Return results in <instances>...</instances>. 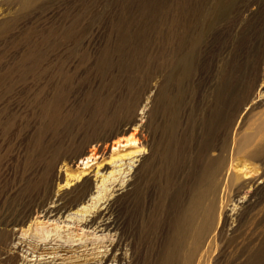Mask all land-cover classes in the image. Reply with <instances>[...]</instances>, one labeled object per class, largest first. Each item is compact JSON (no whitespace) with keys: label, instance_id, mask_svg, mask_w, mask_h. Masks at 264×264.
<instances>
[{"label":"rangeland","instance_id":"obj_1","mask_svg":"<svg viewBox=\"0 0 264 264\" xmlns=\"http://www.w3.org/2000/svg\"><path fill=\"white\" fill-rule=\"evenodd\" d=\"M217 1L0 0V264H59L110 249L106 231L83 222L110 200L118 234L156 264L178 210L203 173L210 183L217 164L208 163L220 158L229 223L262 244L264 151L255 152L264 149V0H233L221 22ZM129 138L136 141L120 154L138 152L109 148L79 179H62L53 195L65 191L69 209L34 213L23 225L34 230L12 238L8 221L43 198L55 161L76 174L69 160L81 149ZM244 165L259 188L239 187ZM84 176L92 189L77 202ZM249 200L257 206L242 208ZM81 235L71 250L59 247ZM21 241L17 258H4ZM215 260L232 264L230 248Z\"/></svg>","mask_w":264,"mask_h":264},{"label":"bare ground","instance_id":"obj_2","mask_svg":"<svg viewBox=\"0 0 264 264\" xmlns=\"http://www.w3.org/2000/svg\"><path fill=\"white\" fill-rule=\"evenodd\" d=\"M217 2L218 3H216V9L215 7H213L214 4L212 6L215 9L213 12V19L217 20L219 18L220 20V17L226 14V12L230 11L229 5L233 3V0H219ZM211 10L213 11L212 8ZM211 15L212 13H210V16ZM209 19L210 18H208V20ZM222 22L224 21L222 20ZM210 27L211 26H209V28ZM126 130L127 128L122 129V131ZM248 136L245 137V142L250 140V137ZM135 141L136 139L130 138L126 139L125 141L115 139L112 140L109 145L108 143H106L103 146L95 145L90 149H81L78 154H76L69 160L70 165L75 164L76 167L80 168V171L76 174H69L67 169L64 170L65 174H63V171H61V169L67 165V162H64L60 165V160L55 161L49 173L47 190L43 194L44 196L42 195L43 198L35 202L34 204H32V202L35 201V199L28 200L26 203H24L25 206L18 207V210L14 212L12 218L8 221L7 224H11L13 227L12 229H10L12 238L14 239L17 237H21V235L25 236L34 230L33 224H29L27 228L23 227V225L28 220H30V218H32L34 213L48 216L61 213L63 214L65 211H67V209H69L73 202H70L65 198V191L57 190L53 195L55 185L60 184L62 179H65V186L68 185L73 179H79V177L84 174L85 169L91 167V162L96 160L98 157H104L105 153L107 151L109 152V148L112 152L120 155L121 157L133 154L134 152H138V150H132L120 154L121 148L128 147L131 142L134 143ZM261 147L264 148V146ZM261 150L264 151V149L260 148L259 151L255 149L251 152L257 151L255 152V156H257V154L259 155L261 153ZM213 162L216 163L217 166L215 164H212ZM211 164L212 166H210ZM208 165L211 167H209V169H211V173L209 176H207V178L210 180V183H208V180L202 181L203 179H206L205 173H203L200 180L192 188L185 205H183V207L181 206L180 210H178L175 223L173 225H170L169 229L171 230V233L169 234L168 238L166 239V241L164 240L161 243V246L156 247L159 253V255L156 254L159 259L156 261V264H217L215 258L217 254H219L222 247L224 249L230 248L232 264H264V235L262 237L263 240L261 244V238L259 239V241H256L255 238L243 237L245 233L244 231L239 234V229L234 226V220L229 223V215L225 213L222 206L223 201H221L220 203L221 197L218 198V193L220 190L219 175L224 166V160H222L221 158L216 159L215 161H210ZM70 167L67 168L69 169ZM99 168L100 161L97 162L92 171L96 173ZM236 169L242 172L241 174L244 176L243 179L245 178V180L241 182L239 186L240 188H243L245 186H249L250 188H259L260 185L255 186L256 179L249 178L251 176V170L246 165ZM91 183L92 180L90 176H84L82 178V181L80 183V186L82 188L80 190V193L78 191V195L76 196L74 201H76V199L78 198L77 202H82L81 198L88 195L92 189ZM262 188L264 189V184L261 185V189ZM263 199L264 193L261 194V201ZM50 203L54 205H51ZM112 203L113 202H111V200L108 201L105 207L97 209L96 211L94 210L95 213H93L92 217H90L89 219L86 218V220L83 221L84 223H86L85 226L93 225L95 227V230L98 228L99 231H106L105 238L106 240H111L109 243V245H112L111 248L108 249L107 245L105 244L106 248L104 252H82L77 255L71 256L68 261L59 264H83L82 261H84L85 263H89L92 260H94L93 262H95V264H98V262H102V264H149L147 263L148 261L146 260L145 252L140 248V246L134 243L132 237L128 238L125 237L124 234H118V228L114 223L115 220L112 213ZM257 203H261L259 202V199ZM257 203L254 204L251 200H249L244 202L241 206L242 208H255L257 206ZM94 211H92V208H87L86 210H82L81 212L91 213ZM82 218L84 219V217ZM1 224L2 222H0V225ZM17 225L20 227L17 229V232H15L14 227ZM135 228L136 231L134 232V236L137 239H143V236L140 235V233L144 230L143 225H136ZM36 229H39V227H36ZM113 229L115 231L114 233L111 232ZM151 232H153L152 229ZM4 234L9 235L8 231H6ZM60 234L61 233L59 232L57 234V237ZM84 235H81L80 238L71 239H68L67 236V239L65 241L71 240V243L60 245L59 247H61L62 250H71L74 245L82 243ZM55 238L56 237L52 238L51 236L49 242L50 240L52 241ZM61 239L62 237L58 238V240ZM77 240H80V242H75ZM86 241L87 239H85V242L83 243H86ZM22 242L23 241H21L16 246V249L14 248L12 251H10V253L13 255L6 254L4 255V258H8L10 256L11 259H16L17 254H19V249L21 248ZM84 245L87 246L86 244H83L82 246ZM33 252H35V250ZM50 253L57 254L58 251L55 250ZM100 253L101 255H99ZM53 258L55 259V256H53ZM53 263L57 264L55 263V261Z\"/></svg>","mask_w":264,"mask_h":264}]
</instances>
